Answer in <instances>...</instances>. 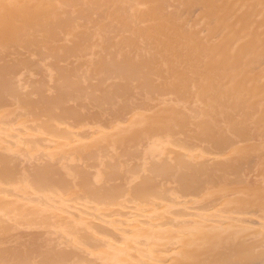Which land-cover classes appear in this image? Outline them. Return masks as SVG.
Instances as JSON below:
<instances>
[{
    "label": "bare ground",
    "instance_id": "1",
    "mask_svg": "<svg viewBox=\"0 0 264 264\" xmlns=\"http://www.w3.org/2000/svg\"><path fill=\"white\" fill-rule=\"evenodd\" d=\"M238 262L264 263V0H0V264Z\"/></svg>",
    "mask_w": 264,
    "mask_h": 264
},
{
    "label": "rangeland",
    "instance_id": "2",
    "mask_svg": "<svg viewBox=\"0 0 264 264\" xmlns=\"http://www.w3.org/2000/svg\"><path fill=\"white\" fill-rule=\"evenodd\" d=\"M245 263L247 264V262H245ZM250 263L252 264L253 262H250ZM250 263H248V264H250ZM254 263H255V262H254ZM254 263H253V264H254ZM256 263H257V262H256ZM257 264H259V263H257ZM261 264H264V263H261Z\"/></svg>",
    "mask_w": 264,
    "mask_h": 264
},
{
    "label": "snow or ice",
    "instance_id": "3",
    "mask_svg": "<svg viewBox=\"0 0 264 264\" xmlns=\"http://www.w3.org/2000/svg\"><path fill=\"white\" fill-rule=\"evenodd\" d=\"M238 264H239V262H238Z\"/></svg>",
    "mask_w": 264,
    "mask_h": 264
}]
</instances>
